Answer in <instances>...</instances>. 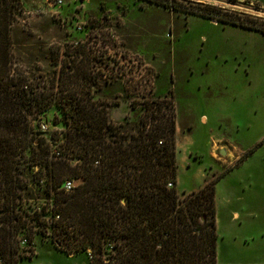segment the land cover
I'll return each mask as SVG.
<instances>
[{
	"label": "trees",
	"instance_id": "obj_1",
	"mask_svg": "<svg viewBox=\"0 0 264 264\" xmlns=\"http://www.w3.org/2000/svg\"><path fill=\"white\" fill-rule=\"evenodd\" d=\"M150 2L264 34V22L214 5ZM21 4L0 0V264L32 259L20 241L35 247L37 235L66 255L87 254L90 264H218L215 186L232 167L179 194L173 96L131 101L133 110L140 105L143 111L135 121L117 123L109 105L91 93L94 76L78 50L73 59L79 61L64 65L56 80L41 73L27 77L32 70L13 65L35 61L31 51L23 52L27 57L13 52L20 44L13 16ZM53 105L65 128L56 140L59 160L48 158L30 117ZM66 179L82 182L64 193ZM38 196L45 202L33 201Z\"/></svg>",
	"mask_w": 264,
	"mask_h": 264
},
{
	"label": "rangeland",
	"instance_id": "obj_2",
	"mask_svg": "<svg viewBox=\"0 0 264 264\" xmlns=\"http://www.w3.org/2000/svg\"><path fill=\"white\" fill-rule=\"evenodd\" d=\"M22 1V10L13 16L14 39L20 43L13 52L27 57L23 52L31 51L34 55L28 58L35 61L17 60L13 65L32 70L27 77L41 73L56 80L61 68L76 60L75 50L89 53L83 64L95 70L91 93L109 105L110 117L117 123L135 121L143 111L140 105L133 110L131 101L143 105L173 96L179 194L200 188L232 167L215 186L218 263L264 264V36L150 0H63L61 7L53 6L55 0ZM176 1L182 7L191 2L210 4L264 22L262 15L207 0ZM228 1L264 11V0ZM24 10L30 14L23 16ZM61 19L72 25L62 26ZM82 22L83 33L103 35L109 29L117 40L103 44L98 38L90 48L87 43L73 46L74 41H83V34L69 31ZM27 35L32 36L31 44ZM39 46L41 53L36 50ZM134 59L146 65L154 85L136 88L124 79L99 77L105 68ZM30 117L49 155L51 144L59 146L57 139H63L60 111L53 105ZM42 123L47 130H41ZM33 201L45 202L39 196ZM35 249L36 257L21 264H90L87 254L66 255L40 235Z\"/></svg>",
	"mask_w": 264,
	"mask_h": 264
},
{
	"label": "built area",
	"instance_id": "obj_3",
	"mask_svg": "<svg viewBox=\"0 0 264 264\" xmlns=\"http://www.w3.org/2000/svg\"><path fill=\"white\" fill-rule=\"evenodd\" d=\"M55 7H61L63 6L64 2L63 0H55L53 3ZM23 13V11H22ZM57 14V13H55ZM72 20H74L75 18H70ZM70 21H67L65 19H61V25L62 26H70L72 25V23ZM73 29L70 30L69 32L72 33H76V34H83V41H74L73 42V46H80L81 44L87 43L88 44V48H90L91 45L94 44V41L97 40L98 38H100L101 40L99 41L100 43L105 44V42L108 39H112V40H117V37L114 35L112 30L107 29L103 35L99 34V32L97 33H93L92 35L88 34V33H83L85 31V25L82 23H76L73 26ZM71 29V28H70ZM106 48H108V46H105ZM89 53H84L82 50V53H80L79 58L83 59L85 61H87L89 59ZM123 66V68H121L120 66ZM91 72L94 74V69H92L90 67ZM99 77H101L102 79H124L128 82L129 85L131 86H136V88L138 86H142V87H148V86H152L154 85L153 80L151 79L149 73L147 72L146 69V65H142L139 63H136L135 59L133 61L131 60H123L121 61L119 64L117 65H112L110 67H107L104 69V73L102 75H100ZM40 128L42 131L47 130V125L45 123H42L40 125ZM63 155H62V150L60 149V147L58 145L55 144H51V147L49 149V159L50 160H59L62 159ZM82 180L81 179H66L63 181L62 185L60 186V189H62V191L64 193H70L72 191L75 190V188H77V186H79L81 184ZM20 248L23 254H25L26 256H30L32 257V259L36 256V249L35 247H29L27 245V240L23 238H21L20 241ZM31 249L34 250L31 251ZM35 255V256H34ZM32 259H29V261H32Z\"/></svg>",
	"mask_w": 264,
	"mask_h": 264
},
{
	"label": "water",
	"instance_id": "obj_4",
	"mask_svg": "<svg viewBox=\"0 0 264 264\" xmlns=\"http://www.w3.org/2000/svg\"><path fill=\"white\" fill-rule=\"evenodd\" d=\"M207 1L214 2L216 4H221V5H225V6H228V7L236 8V9H239V10H242V11L251 12V13H255L257 15L264 16V11L263 10L255 9V8H252V7H248V6H246V5L242 4V3H233V2H229L228 0H207ZM214 23H216V22L214 21ZM220 154L224 155L225 152L224 151H220Z\"/></svg>",
	"mask_w": 264,
	"mask_h": 264
},
{
	"label": "crops",
	"instance_id": "obj_5",
	"mask_svg": "<svg viewBox=\"0 0 264 264\" xmlns=\"http://www.w3.org/2000/svg\"><path fill=\"white\" fill-rule=\"evenodd\" d=\"M242 1V0H241ZM251 2V1H250ZM22 4L24 5L23 1H22ZM48 5H50V3H48ZM30 13L28 11H23V16H26V15H29ZM76 34V33H75ZM206 118L204 115L201 116V121L205 122ZM176 134H177V127H176ZM222 151V150H221ZM176 160H177V141H176ZM202 187V186H201ZM200 187V188H201ZM199 189V188H198ZM198 189H195V190H198ZM177 190H178V178H177ZM195 190H190V191H183V192H191V191H195ZM235 217H237V214L234 213ZM217 262H218V259H217ZM219 264V263H218Z\"/></svg>",
	"mask_w": 264,
	"mask_h": 264
},
{
	"label": "flooded vegetation",
	"instance_id": "obj_6",
	"mask_svg": "<svg viewBox=\"0 0 264 264\" xmlns=\"http://www.w3.org/2000/svg\"><path fill=\"white\" fill-rule=\"evenodd\" d=\"M260 33V32H259ZM262 36H264V34L260 33Z\"/></svg>",
	"mask_w": 264,
	"mask_h": 264
}]
</instances>
